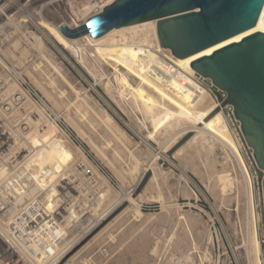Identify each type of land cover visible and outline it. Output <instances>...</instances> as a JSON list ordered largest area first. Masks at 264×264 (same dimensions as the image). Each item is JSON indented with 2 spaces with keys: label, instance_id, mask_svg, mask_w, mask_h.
I'll return each mask as SVG.
<instances>
[{
  "label": "rangeland",
  "instance_id": "rangeland-1",
  "mask_svg": "<svg viewBox=\"0 0 264 264\" xmlns=\"http://www.w3.org/2000/svg\"><path fill=\"white\" fill-rule=\"evenodd\" d=\"M106 1L7 0L3 4L0 83L25 91L58 127L57 136L68 151L69 158L59 156L56 163L44 167L49 171L44 189L52 188L55 175L66 167L86 160L103 187L111 190L108 198L98 201L100 211L87 214L100 217V222L74 243L60 264H83L84 258L89 264H250L248 246L254 225L260 241L264 235V173L259 172L256 180L245 162L251 183L228 149L215 138L189 142L192 133L154 162L147 173L151 179L143 189L146 193L137 190L144 193V217L138 221L131 212L125 213L94 239L124 210L126 203L113 205L135 186L139 175L126 173L128 163L135 165V159L149 163L181 129L195 130L214 108L207 93L198 104L190 105L195 94L174 78L167 88L155 85L142 76L133 58L124 62L115 47L98 49L101 53L87 41L75 45L63 35L60 25L81 27L102 13ZM126 37L127 41L117 37L115 45H138L144 35ZM39 42L45 46L42 51ZM151 42L157 46L154 38ZM177 65L188 69L186 62ZM107 115L113 123H107ZM210 130L228 139L224 125ZM153 173L157 182L152 180ZM226 174L233 182L223 195L219 177ZM148 194L160 200L150 201Z\"/></svg>",
  "mask_w": 264,
  "mask_h": 264
},
{
  "label": "built area",
  "instance_id": "built-area-1",
  "mask_svg": "<svg viewBox=\"0 0 264 264\" xmlns=\"http://www.w3.org/2000/svg\"><path fill=\"white\" fill-rule=\"evenodd\" d=\"M151 49L155 53L157 64L149 68V77L157 75L163 84L174 78L194 94H198L199 89H204L214 108L224 114L244 161L246 160L249 170L255 173L254 178L258 180V173L262 171L256 164L253 150L244 140L233 107L224 106L227 94L198 73L190 74L176 67L167 50L159 46ZM8 88V85L0 83V103L11 96H6ZM20 93L16 103L23 107L24 114L13 118L9 106L0 107V264H60L76 242L100 222V218L87 217L89 208L81 204L84 200L90 203L94 201V194L99 189L96 188L91 172L76 167L71 178L84 185L80 192L68 190L64 178L57 183V205L48 208L46 195L36 193V189L47 181L49 171L36 163V149L29 138L37 129L34 126L31 130L26 119L33 122H38V118H42L43 122L50 120L49 116L46 118V114H43L44 110L40 111L35 106L33 99L25 91L20 90ZM69 218L73 223L68 224ZM75 230L81 235L75 234L72 237ZM261 246H264V235L261 236ZM262 260L264 264V255Z\"/></svg>",
  "mask_w": 264,
  "mask_h": 264
},
{
  "label": "water",
  "instance_id": "water-1",
  "mask_svg": "<svg viewBox=\"0 0 264 264\" xmlns=\"http://www.w3.org/2000/svg\"><path fill=\"white\" fill-rule=\"evenodd\" d=\"M152 20L157 21L161 48L187 60L227 94L224 106L233 107L244 140L264 173V0H116L82 27L70 30L63 25L60 30L70 39H95L112 29ZM150 179L147 174L138 193Z\"/></svg>",
  "mask_w": 264,
  "mask_h": 264
},
{
  "label": "bare ground",
  "instance_id": "bare-ground-1",
  "mask_svg": "<svg viewBox=\"0 0 264 264\" xmlns=\"http://www.w3.org/2000/svg\"><path fill=\"white\" fill-rule=\"evenodd\" d=\"M6 1L7 0H0V23L3 21V16H5V10H4L3 4L6 3ZM115 1L116 0H107L106 2H104L102 7H101L102 10L105 7H107L108 5H110L113 2H115ZM88 20L85 22V24L88 22ZM63 25L64 24L60 25L59 28L62 27ZM1 27L2 26L0 24V30H1ZM68 28L70 30H75V29L80 28V26L77 25L75 28H71L70 26H68ZM139 33H142L144 35V38H143V40H141V43H139L138 45H135V44L129 45L127 42H123L124 44L122 43V45H119V46L115 45V44H117V40H116L117 37H121L122 38L120 41H127L128 38L126 36L128 34H130L132 36L131 38H133L134 35L139 34ZM153 38L157 42V46H154L152 44L151 41H152ZM68 39H70V38H68ZM70 40L75 45H76V43H78L81 40L87 41L88 43H90L94 47H96L97 50L100 49V48L102 50V48H114L115 47L114 50H117V53L123 58L124 62L129 63L130 59L131 60L134 59V64H136V66L139 68V71H141L142 76L147 78L149 81H151L155 85H160L159 87H161V86L162 87H166V86L168 87L169 83L172 81V78H171V79L167 80V84H163V81H162V79L159 76L156 75V77L150 78L149 75H148L149 68H151V66H154V65L157 64L156 56L153 53L151 48H154V47L157 48L158 46L161 47L160 39H159L158 32H157V21L156 20L130 25V26H126V27H123V28H120V29H112L108 33H106L105 35H103V36H101L99 38H95V39L91 38L90 35H86V36H81L78 39H70ZM37 46H39L38 47L39 51H42V49H44V47H45L42 42H39V44ZM163 49H165V48H163ZM38 50H37V52L39 53ZM101 50H98V51L101 52ZM165 50H169L172 53V51L170 49H165ZM119 55H118V57H120ZM171 55H172L171 59L173 60V62L176 65V67H178L177 62H186L188 64L187 60H180L179 58H176L173 55V53ZM178 60H180V61H178ZM187 72L190 73V74H193L196 71L193 68H191L189 66V64H188ZM205 79H207V78H205ZM4 85L7 86L9 84H4ZM16 88L17 87L15 85L10 86L7 89L6 96H8L9 94L11 96L9 98H7V99H3L2 102L0 103V107L1 106L2 107L9 106V111H10L11 117H13V118H16L17 116H21L22 114H24V112L22 111L23 107L19 103H16V102L19 101V99H17L18 95L21 94L20 90L17 91ZM204 91L202 90V91H199L198 94H195L193 99H192V101H191V103H190V105L191 104H193V105L194 104H198V102L202 101L203 98H204V95L207 93L206 91L205 92ZM78 95H80V94H78ZM13 99H15L16 101H14ZM148 104L153 105L151 102L150 103L148 102ZM1 110H2V108L0 109V115H1V112H2ZM174 116H177V114H174ZM38 120H39L38 122H33V121H30V120L26 119V124H28V127H30L31 130H33L34 126H36V129H37L35 131V133L33 135L31 134V136L29 138L31 145L36 149V157H35L36 158V163L40 167H46V165H47V168H48V165L52 161H55V163H56V161L59 160V156L64 157V158H66V157L69 158L68 151L63 146V144L65 142L62 139H60L59 136H57V133L59 131L58 127L56 125L50 123V122H43L42 118H38ZM106 121H107V123H113V119L109 115H107ZM198 125L199 126H196L195 130H192V131H185V130L183 131L181 129L180 132L178 134H176V136L174 138H172L164 146L159 148V151L153 156V159L150 160L149 163H147V162L146 163L145 162L141 163L140 161L135 159L136 157L133 156V158L136 160V164L132 166V165H129V163H128V165H127L128 166V170L126 169V173L129 172V174L134 175V176H135V173H137L139 175V177H138V179L135 177L137 179V181L135 180L136 183H135L134 188H132V189H130L128 191H125L124 192V197L120 201H117L116 205L115 204L113 205V206H118V205H120L122 203H126L127 206L113 220V222H111L102 231H100L98 234H96L94 239L100 237L101 234L104 233L110 227V225L115 222V220H117L118 218L123 216L125 213L127 214V213L131 212L133 214L132 217L134 216V218H136L138 221L140 219H142V217H144V214L141 211V202H143V200H144V193H146V191H145L146 188L143 191L144 193L142 192L141 194L137 193L138 188L142 184V181L144 180V178L147 175V173H151V171H152L151 166L154 165L155 161L159 160V156H161L164 153H170L174 149V147L178 144V142H179L178 139H180L181 137H185L186 135H189L190 133H192L191 134L192 136L190 137L189 142L190 141H196L199 138H201L203 141H205L207 138H212L213 140L215 138L218 141V143L221 144L220 146H223V149L224 148L228 149L230 151V154L232 153L233 157L235 156V159L236 158L238 159L239 164H238V161L236 160L237 164L239 166H240V164L242 165L243 171L246 174L245 178H247L252 183L251 176H250L249 171H248V169L246 167L245 161H244V159H243V157L241 155L239 146L237 145L233 135L231 134V131L229 129V125H228V123H227L222 111L219 110V109L213 108L212 113H210L208 116H205V117L201 118L199 123H198ZM214 125H224V127L226 128V130L228 132V139L222 138V137H220L218 135H215L213 132H211L210 128L212 126H214ZM223 149H222V151L225 150V149L224 150ZM180 152H181V150L176 151V153L173 156L178 155V153H180ZM118 157H119V155H118ZM228 160H229V158H228ZM87 162H86V160H83L81 162L78 161L72 167H66L65 171H63V172H61L59 174H56L55 177H54L52 188L49 187L48 189L45 190L44 189V187H45L44 185L46 184L47 181L41 183V186H39L36 189V193H41L42 192L44 195H46V205L48 206V208H50V207L54 208L57 205V203H58V200H57V196H58L57 185L58 184L57 183L59 181H61L62 179L65 178L64 179V184H65V187L68 188V190H70L72 192H76V193L80 192V190L82 189V186H84V185L82 183L78 184V183L74 182L72 180L71 176L75 172L76 167H81L84 170L89 171V172H91L93 174V176H94L93 178L96 181V188L99 189V191H97L94 194V197H93L94 201H92L90 203L88 200H84L83 199L84 201H82L81 204L84 207H88L90 212H92V211L96 212V211H98L100 209L101 205L99 206L98 201L101 200V199L104 200L105 198H108L111 195V190H110L109 187L108 188H105L106 186L103 187V184H102L103 182L101 183V181H100L101 177H99L96 172L94 173L92 168L89 166L90 164L88 165ZM228 175L226 174V175H221L220 177L218 176L220 181H221V183H222V193H223V195H225V193H227L229 191V189L231 188V186H232L233 177L231 179ZM152 180L153 181L157 180V178L155 176V173H153ZM248 180L245 179V181H247V182H248ZM96 197H98V198L96 199ZM147 198L150 201L151 200H153V201L154 200H156V201L160 200L159 196H153V195H149V194H148ZM106 201H108V200L106 199L105 202ZM102 203H104V201H102L101 204ZM252 203H254V201ZM113 206L111 208H114ZM251 208H252V206H251ZM110 210H112V209H109V211ZM250 213H251V211H250ZM255 215L256 214L253 211L252 216L254 217V219H255ZM256 217H257V215H256ZM72 221L73 220H70V218H69L67 222H68V224H71ZM255 224H256V221H255ZM257 231L258 230L256 228V225H254V227L251 230L249 246H248V257L250 258V264H263L262 260H261V255L263 254L262 253V246H261V241L259 240V236H258L259 233ZM254 238H257L258 241H255ZM82 262H83V264L84 263L86 264V262H87V264H89L87 259H85V258L80 260V263H82Z\"/></svg>",
  "mask_w": 264,
  "mask_h": 264
},
{
  "label": "crops",
  "instance_id": "crops-1",
  "mask_svg": "<svg viewBox=\"0 0 264 264\" xmlns=\"http://www.w3.org/2000/svg\"><path fill=\"white\" fill-rule=\"evenodd\" d=\"M213 110V109H212ZM212 110H211V112H209L208 114H206L205 116H208L210 113H212Z\"/></svg>",
  "mask_w": 264,
  "mask_h": 264
},
{
  "label": "flooded vegetation",
  "instance_id": "flooded-vegetation-1",
  "mask_svg": "<svg viewBox=\"0 0 264 264\" xmlns=\"http://www.w3.org/2000/svg\"><path fill=\"white\" fill-rule=\"evenodd\" d=\"M263 173V172H262Z\"/></svg>",
  "mask_w": 264,
  "mask_h": 264
}]
</instances>
